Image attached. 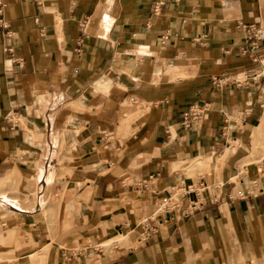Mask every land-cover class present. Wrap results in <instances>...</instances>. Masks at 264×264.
Segmentation results:
<instances>
[{"label":"crops","instance_id":"crops-1","mask_svg":"<svg viewBox=\"0 0 264 264\" xmlns=\"http://www.w3.org/2000/svg\"><path fill=\"white\" fill-rule=\"evenodd\" d=\"M263 116L264 0H0V264H264Z\"/></svg>","mask_w":264,"mask_h":264},{"label":"rangeland","instance_id":"rangeland-1","mask_svg":"<svg viewBox=\"0 0 264 264\" xmlns=\"http://www.w3.org/2000/svg\"><path fill=\"white\" fill-rule=\"evenodd\" d=\"M264 133V129H263V131L262 132H260L259 134H257V136H256V140H257V138H259L262 134ZM264 138V137H263ZM254 147H255V149L257 150V143H255L254 144ZM258 153H263L264 154V143H261L260 145H258V151H257ZM17 178H18V176H17V174H13V175H11V176H9L8 177V180H7V182L8 183H13L15 180H17ZM4 188H6V187H4ZM3 190V189H2ZM10 194L12 193L14 196L16 195V193L18 192V188L16 187V186H11L10 187ZM4 191H0V193H3ZM11 194V195H12ZM118 238H120V237H118ZM110 242H112V240H110L109 241V243ZM0 258H2V257H0Z\"/></svg>","mask_w":264,"mask_h":264},{"label":"bare ground","instance_id":"bare-ground-1","mask_svg":"<svg viewBox=\"0 0 264 264\" xmlns=\"http://www.w3.org/2000/svg\"><path fill=\"white\" fill-rule=\"evenodd\" d=\"M263 129H264V116L262 117V119H261V124H260V126L259 127H257L256 129H255V134H259L260 132H262L263 131ZM14 172H15V170H14ZM14 173H12L11 175H13ZM16 174V173H15ZM10 175V176H11ZM122 238H124V237H122Z\"/></svg>","mask_w":264,"mask_h":264}]
</instances>
